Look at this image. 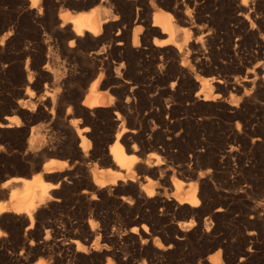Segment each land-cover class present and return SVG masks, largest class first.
<instances>
[{
    "label": "bare ground",
    "instance_id": "bare-ground-1",
    "mask_svg": "<svg viewBox=\"0 0 264 264\" xmlns=\"http://www.w3.org/2000/svg\"><path fill=\"white\" fill-rule=\"evenodd\" d=\"M29 2L30 16L39 24L37 37L34 48L23 51L28 58L21 77L24 90L17 93L22 98L8 110L13 115L0 121L5 125L0 132L8 137L27 133L18 114L25 123L48 122L33 124L23 141L25 158L34 163L25 174L29 177L15 175L0 183V232L18 227L22 253L32 251L28 260L60 264L74 252L92 264L89 254L112 253L101 250L105 239L90 212L88 225L72 224L66 233L49 221L33 230L38 215L48 212L45 208L63 202L67 184L73 191L84 185L80 192L86 199L114 196L129 212L139 213L126 221L134 224L130 233L144 241L152 239L146 223L152 215L141 201L155 210L173 208L179 230H191L211 211L218 190L213 178L231 161L236 165L229 166L231 178L226 173L224 180L238 187L234 194H264V0H249L247 6L241 0H39L35 8ZM11 32H4L1 45H12ZM228 60L237 66L231 65L236 73L228 71ZM31 61L34 70L28 68ZM220 112L236 119V128L214 122ZM214 135L222 137L221 155ZM58 154L70 162L54 158ZM98 163L107 170H97ZM78 192L72 197L80 198ZM262 197L250 207L252 213L264 211ZM223 206L214 210L221 212ZM25 223L27 232L21 236ZM53 230L62 237L55 244L60 255L50 248ZM28 233L40 238L36 247ZM5 236L0 237L1 256L9 244ZM159 245L155 248L162 254L171 247ZM188 261L184 254L181 264Z\"/></svg>",
    "mask_w": 264,
    "mask_h": 264
},
{
    "label": "rangeland",
    "instance_id": "rangeland-1",
    "mask_svg": "<svg viewBox=\"0 0 264 264\" xmlns=\"http://www.w3.org/2000/svg\"><path fill=\"white\" fill-rule=\"evenodd\" d=\"M29 4H30L29 0H0V38L3 36L4 32H6L8 29L12 30L9 36V39L12 40V45L4 46L0 44V121L4 120L3 116L13 115L8 110L12 108V106L14 107L16 105V101L19 100V98L20 99L22 98L17 93H19V91L24 90V86H23L24 84H23L22 78L26 76L25 75L26 74L25 65H26L28 56H25L27 54L26 53L24 54L23 51L26 50L27 48H30V49L34 48L32 46L34 45L36 41V37H37L36 28H39V24L35 22V20L30 16ZM261 13H262L261 15L263 16L264 9L263 11L261 10ZM2 27H6V28L2 30ZM31 63L32 65L30 64L28 68L29 69L32 68L31 70H34L35 68L32 67L33 61H31ZM226 63H228L226 64V66H228V71L229 72L234 71V72H231L230 74L236 73L237 66L235 65V63L229 60ZM231 65H234L236 68L234 66L233 68ZM19 81H21L22 83H20ZM228 114L229 113L220 112L219 114L213 117L214 119L213 121L223 124L224 126H227V127L236 128L235 121L237 120L233 119L231 115L229 114L230 115L229 116ZM18 116L22 118L23 126H24L23 128L26 129L27 133L28 132L31 133L30 129L34 127V125L37 127V125H39L41 122L43 123L44 121H45V124L48 123L44 119H43L44 121L42 120L35 121L32 124L26 121V123L31 126L30 127L29 125H26V123L24 122L23 116H21L20 114H18ZM96 118H99V117L96 116ZM36 127L34 129H36ZM242 129H244V126H242ZM27 133L25 137H23V135H18L17 137L15 136L8 137L5 135H2V133L0 132V147L3 148V151H0V183L15 175L29 177L25 174L26 172L30 170L31 168L30 166H32L34 163L33 161L25 158V150H23V149H26L24 148L25 146L23 145V141H26L27 137H29L30 135V133H28L29 135ZM221 138H219L217 135H214L213 137V142L216 143L214 145L217 146L216 152L217 154L219 153L218 155H221V152H222L221 143L223 142V140ZM21 141L22 143H20ZM241 148H242L241 149L242 152L246 150L245 149L246 147L244 146H242ZM57 156L55 155V157L54 156L53 157L62 159V160L69 159L68 162H70V157L68 158L64 157L65 155L63 156V154L59 155L58 157ZM235 163L236 162L231 161L232 167L236 165ZM231 165L224 164L223 165L224 167L222 166L220 169H218V172L220 171L219 173H217L218 175L216 174L218 177L215 175L214 176L215 178H213V182H216L215 186L217 187L216 189L218 190H216V193H214L212 196L213 199L210 203L211 211L205 213L202 216L201 220L196 221L197 224L199 223L198 226L194 227L191 230L186 229L187 231L185 232L180 231L179 228L177 227L176 220L173 215L174 210L171 211L173 208L171 210H168V209L166 210V208H161V206H158L156 207L157 209L155 210V208L152 209L151 206L141 201L140 205L142 207L145 208V205H146V209L144 208L142 209L145 212H147L148 210L147 213L152 215L151 218L146 221V223H148L150 227V230L152 233V236H151L152 239H150L149 241H147V243H145L144 239L141 237L140 234L137 233V234L132 235L130 233V229L133 227L134 224H130L128 221H130V219L132 218L134 219L138 218L139 213L129 212L126 209L127 206L123 205V203L117 197H114V196H110V195L100 196L99 199L95 201L86 199L89 197L85 195H83L82 197V194L80 192L81 189L84 187V185H82V188L79 186V190L78 188H76L77 190L73 191L74 189L72 188L73 189L72 190L71 186L68 184L66 186V189L63 190L64 192L63 197H65L63 200L64 203L61 202L60 203L61 206L59 205L58 207L55 205H50L52 207L49 206L45 208V210L49 208L47 210L48 212H46L44 216L46 218L40 217V215H38L37 217L38 223L37 225H35V228L33 230L36 231V228H38L39 225L44 224L45 222L49 221L50 223L54 224L55 227H60L66 230L65 231L66 233L72 228L73 225L77 223L85 224V221H86L85 225H88L89 219L91 217L89 215V212H90V214L92 213V217L94 216L93 218L92 217L91 218L94 219L95 222L97 223L96 227L100 226V228L97 227L98 229L96 228V230L98 232H102V236H104L103 238L107 241L106 242L104 240L103 242L104 245L103 247H101L102 248L101 250L109 249L110 251H112L113 254L115 253L116 255L115 256L112 253L109 255H106L101 251H99L100 253L96 252L93 254H89L87 256L88 262H91V263L93 262L92 264H120V263L121 264L123 263L133 264L135 261L145 259V258L147 259L148 264H181V259L184 254L187 257H189V261L187 262L189 264H264V224H263L264 223V211H260L262 214L260 212L252 213V210L250 208L258 204L261 201L260 199H263L262 196H264V194L262 196L260 195L258 196L257 193L256 194L254 193V194H249V196H243V197L240 194L235 195L234 192L236 193V190L238 189V187L233 186L231 184V186L233 187L232 188L230 186V183L228 184V182H225L224 180V175H227V174L231 178V174H230L231 170H229V166ZM95 167L98 168V169L96 168L97 170H100V169L107 170L108 168L105 165H102V164L100 165V163L96 164ZM95 167L93 166L92 168H95ZM68 191H70L71 193L70 192L67 193ZM77 192H78V195H81L79 196L80 198H77L78 196L76 198L75 197L73 198L72 194L74 193L77 195ZM226 193H227V196H230V198L229 197L227 198V201L222 199L223 195H226ZM74 199H76L77 201ZM83 199L86 200L85 202L88 203V205L83 201ZM114 199L116 201H114ZM221 203H223V205L227 203L229 206L225 204L228 206L226 208V206L225 205L223 206ZM218 206L219 207L223 206V208L226 211L223 210L221 211L222 213L216 212L215 210L216 208H218ZM125 210H127L128 213L127 211L125 212ZM211 212L212 214H208ZM251 214L254 217H251ZM153 215L154 216L156 215L155 220H154ZM160 216L163 218V220H161V222H159L160 224H158V222L156 221H157V217H160ZM205 216L213 218V219L208 218L209 222L212 221V224L210 223L211 229H209V231L205 229L206 227V223H205L206 217ZM83 217L85 220L83 219ZM40 218H41V221H40ZM126 219L128 221H126ZM150 221L152 222V224ZM98 222H102V223L100 224ZM250 222L252 223L250 224ZM102 224L103 226H101ZM156 224H158L159 226ZM25 225L22 226L21 236H23L24 233L27 232L25 231V228L27 227L28 223H25ZM9 226L3 228L5 232L9 230L6 233L7 237L5 236V239L7 240V242H9V244L7 243L8 245L4 249V255L3 254L2 256L0 255V264H20V263L21 264H24V263L35 264L38 260L30 261L27 259L28 256L32 253V251H29V249H25L23 251V257H22V254H20V252L22 253L23 246L19 242L21 238L19 237L17 238L16 236L17 233L20 232V230L17 229L18 227L16 228L14 225H9ZM12 227H14L13 230H12ZM102 227L103 228L105 227V228L103 229ZM250 231H255V234L253 236L252 235L249 236ZM179 233L180 235H182L184 240L178 238L180 236ZM183 233H185V236H183ZM50 234L52 235L50 236L51 237L50 240L52 241V243L50 241V245H52L50 246V248L54 252L55 255H58V254L60 255L61 251L59 250L57 246H55V244L59 242L58 240L62 237L57 236L54 230L51 231ZM113 234L114 236H112ZM26 236L29 238L28 239L29 241L31 239L34 240L36 244L35 247H36L37 244L39 243L40 238L38 239V236H36V234H30V233H28V235ZM113 239L117 241L115 242L113 241ZM28 240H27V244H29ZM111 242L112 244H110ZM91 243H93V241H91ZM157 244H162L164 246L166 245L167 247L171 245V247L166 250H163V254H162V252H160L162 250H157L155 248ZM214 246H217V247H214ZM209 248L211 249V251H209L210 250ZM73 253L74 252L69 253V256L65 257L63 259L64 260L63 263H60V264H78V263L84 264L83 260L80 259L78 256H75V254ZM96 257H100V258H96ZM108 257H111L110 261L108 260ZM70 259L72 261H70ZM90 259H92V261Z\"/></svg>",
    "mask_w": 264,
    "mask_h": 264
},
{
    "label": "snow or ice",
    "instance_id": "snow-or-ice-1",
    "mask_svg": "<svg viewBox=\"0 0 264 264\" xmlns=\"http://www.w3.org/2000/svg\"><path fill=\"white\" fill-rule=\"evenodd\" d=\"M241 2L247 6V4L249 3V0H241ZM38 4H39V0H32V7H33V8L37 7ZM253 27H255V24H253ZM0 43H3V41L0 40ZM93 87H95V85H93ZM173 87H175V85H173ZM33 95H34V93H33ZM69 111H71V109H69ZM73 123L75 124V123H78V122H75V121H74ZM0 127H5V125L0 124ZM237 127H239V125H237ZM84 131H88V130H87V129H84ZM0 151H3V148H2V147H0ZM55 187H58V185H56ZM145 190L148 191V194H149L150 196L153 195V193H152L150 190H148L147 188H146ZM95 198H96V197H93V199H95ZM195 203H196V204H199V201L197 200V201H195ZM185 227H191V224L186 225ZM132 231L135 232V231H137V229H132ZM5 235H6L5 233L0 232V237H3V236H5ZM145 243H147V241H145ZM159 246H160V247H163L162 244L159 245ZM170 246H171V245H169V247H170ZM21 254H23V253H21ZM41 264H43V262H41Z\"/></svg>",
    "mask_w": 264,
    "mask_h": 264
}]
</instances>
